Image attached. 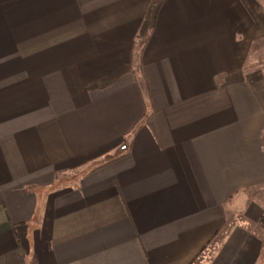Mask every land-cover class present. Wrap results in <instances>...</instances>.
Instances as JSON below:
<instances>
[{
    "label": "crops",
    "instance_id": "0c3cea01",
    "mask_svg": "<svg viewBox=\"0 0 264 264\" xmlns=\"http://www.w3.org/2000/svg\"><path fill=\"white\" fill-rule=\"evenodd\" d=\"M0 264H264V0H0Z\"/></svg>",
    "mask_w": 264,
    "mask_h": 264
}]
</instances>
